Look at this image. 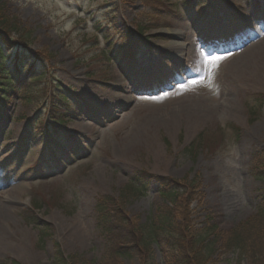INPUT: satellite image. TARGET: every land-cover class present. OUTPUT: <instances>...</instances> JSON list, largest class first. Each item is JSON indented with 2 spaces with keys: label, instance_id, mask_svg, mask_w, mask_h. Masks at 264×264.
<instances>
[{
  "label": "rangeland",
  "instance_id": "374dc122",
  "mask_svg": "<svg viewBox=\"0 0 264 264\" xmlns=\"http://www.w3.org/2000/svg\"><path fill=\"white\" fill-rule=\"evenodd\" d=\"M0 2L30 31L26 51L46 71L41 79L39 69L28 74L31 103L4 99L0 89V181L8 194L1 203L7 212L0 223V264H53L57 249L69 264H98L110 243L97 227L95 200L117 199L139 171L196 177L203 198L190 208L198 228L207 223L226 232L255 213L256 197L264 192V179L251 173L252 155L264 147V41L256 39L247 54L215 67L204 59L209 55H202V45L226 29L238 44L264 34V20L258 21L264 0ZM167 7L168 16L159 13ZM150 22L162 26L138 37V25ZM12 47L2 48L9 66ZM138 69L146 76L130 75ZM52 91L66 98L53 96V120L69 125L66 137L48 127L53 137L46 139L39 122L56 127L47 115ZM255 98L262 107L249 122L246 106L253 107ZM220 106L229 110L216 111ZM181 107L199 119L171 120ZM81 120L84 129L76 125ZM199 135L203 146L196 144ZM161 202L151 185L125 210L145 224ZM36 220L43 229L33 225ZM199 242L211 260L237 263L235 254H218L212 236ZM153 249L155 263L167 264ZM119 262L140 264L137 258Z\"/></svg>",
  "mask_w": 264,
  "mask_h": 264
},
{
  "label": "trees",
  "instance_id": "16d2710c",
  "mask_svg": "<svg viewBox=\"0 0 264 264\" xmlns=\"http://www.w3.org/2000/svg\"><path fill=\"white\" fill-rule=\"evenodd\" d=\"M157 23L139 24L136 32L141 35L161 28L162 25ZM29 35L30 31L21 29L18 20H13L8 15L5 4L0 2V89L3 90L2 94L8 100L18 99L23 104L30 102L25 94L29 82L24 77L21 78L24 73L21 65L25 59L24 55L27 54L22 46L27 42ZM11 36L16 37V40ZM11 40L15 41L18 52L12 60V65L7 66L4 62L2 48L9 47ZM27 61H29L28 65L34 63L29 58ZM42 72L44 75L45 70ZM19 81L22 83L19 84ZM60 93L61 91L55 95L53 91L50 93L49 113H47L50 119L56 117L53 96L57 100L65 101ZM261 107L260 98H255L253 107L246 106L249 122L258 119L254 114ZM196 140L199 146L205 145V140L201 135ZM252 156L251 173L255 179L263 180L264 147ZM151 185L157 187L162 202L155 208L154 215L148 218L145 224H140L136 217L130 218L127 215L125 204L143 197ZM202 198L200 183L196 177L174 180L152 175L146 171L137 172L129 184L120 191L117 199L101 196L95 200L94 211L97 227L110 243L105 256L98 264H120V258H137L140 264H156L153 248L163 255L167 264H221L219 260H211L205 254L199 242L202 236L213 237L219 255L235 254L236 264L243 259L247 261V264H264V192L257 195L255 213L252 216L221 233L217 232L215 225L207 223L203 228H198L195 211L190 207L194 202L200 205ZM33 223L40 230L45 226L38 220ZM60 252L57 249L53 264H69L68 261L71 260L63 257ZM70 264H75V262ZM80 264L87 263L81 262Z\"/></svg>",
  "mask_w": 264,
  "mask_h": 264
},
{
  "label": "bare ground",
  "instance_id": "6f19581e",
  "mask_svg": "<svg viewBox=\"0 0 264 264\" xmlns=\"http://www.w3.org/2000/svg\"><path fill=\"white\" fill-rule=\"evenodd\" d=\"M228 32H229V30L225 31L224 33H228ZM196 36H197L196 37L197 40H199L200 39L199 33H196ZM170 39H172V40L175 39V34L174 35L171 34ZM190 39L191 38H189L188 40H190ZM256 39L264 41V34H262L261 36H259L257 34H252V35H250V37L247 40L243 41L241 44H234L232 46H228V48H223V49H217V48L211 46V44H209L208 42H205V44L202 45V54H203V56L212 54V56L222 57V59H220L219 61H221L222 63L225 64V63L232 61V60L236 59L237 57L239 58V57L247 54L249 51H251L253 49V46H254L253 44L256 43ZM176 62L179 63V59H176ZM130 75H132V76L137 75L138 77L139 76H146L145 72L141 69L130 72ZM179 97L180 96H177L176 98H171L170 100L172 102H174V101L178 100ZM123 103H121V104H123ZM228 105H231V104H228ZM172 106L175 107L174 105H172ZM178 109L179 110L172 111V113L169 115L170 119L171 120H179V119H183V118L188 119L189 111L185 110L183 107L178 108ZM224 109L229 110L228 107L220 106L216 109V111L224 110ZM117 115H119V112ZM115 117H117V116H115ZM156 118L162 120L161 121L162 123L165 121V116L160 114V113H158L156 115ZM189 118L195 119V120L199 119V117L197 115H189ZM150 119L152 120V117ZM83 123H84V121L81 120L80 122L76 123V125L77 126L82 125L81 129H84L85 126H83ZM7 196H8V194L2 190V181H0V223L4 222V218L6 216V212H7L6 207L3 206L1 203L4 201L5 197H7ZM5 220H7V219H5ZM4 235H5V233H4L3 229L0 227V240L3 239ZM3 249H4V246L2 244H0V251Z\"/></svg>",
  "mask_w": 264,
  "mask_h": 264
},
{
  "label": "snow or ice",
  "instance_id": "6c2138e0",
  "mask_svg": "<svg viewBox=\"0 0 264 264\" xmlns=\"http://www.w3.org/2000/svg\"><path fill=\"white\" fill-rule=\"evenodd\" d=\"M204 59L209 63L211 67H215L217 65V62L222 59V57L209 55L204 57ZM192 83H197V81H193Z\"/></svg>",
  "mask_w": 264,
  "mask_h": 264
}]
</instances>
